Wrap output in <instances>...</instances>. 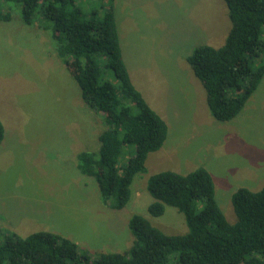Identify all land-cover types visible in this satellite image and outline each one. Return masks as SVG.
<instances>
[{
  "label": "rangeland",
  "instance_id": "374dc122",
  "mask_svg": "<svg viewBox=\"0 0 264 264\" xmlns=\"http://www.w3.org/2000/svg\"><path fill=\"white\" fill-rule=\"evenodd\" d=\"M101 1L80 0V6L89 15ZM114 7L130 79L167 124L163 146L148 155L126 207L106 205L78 159L81 152H98L105 117L84 103L51 29L41 28L43 19L29 25L14 10L10 21L0 22V235L50 231L93 256L124 252L133 243L134 214L168 235L188 230L174 207L159 217L149 214L154 199L147 180L153 174L205 168L230 223L237 220L233 193L264 187V77L235 118L219 121L187 61L198 45L225 43L231 28L225 0H114ZM125 151L122 164L134 147Z\"/></svg>",
  "mask_w": 264,
  "mask_h": 264
},
{
  "label": "trees",
  "instance_id": "16d2710c",
  "mask_svg": "<svg viewBox=\"0 0 264 264\" xmlns=\"http://www.w3.org/2000/svg\"><path fill=\"white\" fill-rule=\"evenodd\" d=\"M225 3L231 20L225 43L218 48L198 45L187 57L206 90L209 111L219 121L235 118L264 77V0ZM18 8L26 24L38 16L43 19L41 28L51 29L84 103L104 115L108 128L99 136L100 148L81 152L79 169L97 181L106 205L124 209L136 175L146 172L148 155L163 146L168 127L130 79L114 0H102L89 15L80 0H0V22L10 21ZM4 136L0 120V143ZM128 146L134 152L122 164ZM147 190L154 199L149 214L159 217L167 206L176 208L185 217V234H165L145 216L134 214L129 220L132 245L124 252L93 256L54 232L23 237L1 231L0 264H264V187L258 191L243 187L233 193L235 223L221 210L205 168L153 174Z\"/></svg>",
  "mask_w": 264,
  "mask_h": 264
},
{
  "label": "crops",
  "instance_id": "0c3cea01",
  "mask_svg": "<svg viewBox=\"0 0 264 264\" xmlns=\"http://www.w3.org/2000/svg\"><path fill=\"white\" fill-rule=\"evenodd\" d=\"M228 10V9H227Z\"/></svg>",
  "mask_w": 264,
  "mask_h": 264
}]
</instances>
